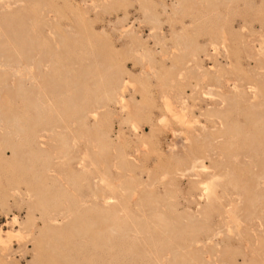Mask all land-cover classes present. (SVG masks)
<instances>
[{
  "label": "rangeland",
  "instance_id": "374dc122",
  "mask_svg": "<svg viewBox=\"0 0 264 264\" xmlns=\"http://www.w3.org/2000/svg\"><path fill=\"white\" fill-rule=\"evenodd\" d=\"M0 264H264V0H0Z\"/></svg>",
  "mask_w": 264,
  "mask_h": 264
},
{
  "label": "clouds",
  "instance_id": "9594fccd",
  "mask_svg": "<svg viewBox=\"0 0 264 264\" xmlns=\"http://www.w3.org/2000/svg\"><path fill=\"white\" fill-rule=\"evenodd\" d=\"M0 242H2V241H0Z\"/></svg>",
  "mask_w": 264,
  "mask_h": 264
}]
</instances>
